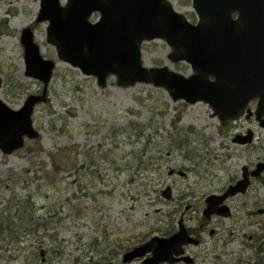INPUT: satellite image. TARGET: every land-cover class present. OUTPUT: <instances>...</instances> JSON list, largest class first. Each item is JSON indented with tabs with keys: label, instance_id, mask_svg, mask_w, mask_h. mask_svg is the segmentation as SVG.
I'll return each mask as SVG.
<instances>
[{
	"label": "rangeland",
	"instance_id": "obj_1",
	"mask_svg": "<svg viewBox=\"0 0 264 264\" xmlns=\"http://www.w3.org/2000/svg\"><path fill=\"white\" fill-rule=\"evenodd\" d=\"M170 1L196 21L189 0ZM38 8L39 0H0V98L18 109L42 90L25 75L23 28L30 27L42 57L54 63L46 102L32 114L38 138L0 152V180H8L0 187V216L17 213L19 228L0 237V264H140L142 258L123 263L122 247L167 237L180 218L200 239L185 247L191 264L253 263L250 245L256 238L264 245V172L250 178L245 193L226 199L228 218L205 220L202 210L207 195L264 162V131L252 118L221 125L208 104L172 102L151 84L122 88L110 77L99 88L93 76L57 58L46 42L47 22H35ZM141 50L146 67L190 72L188 64L169 61L161 40L144 42ZM247 129L253 144L232 141ZM57 148L72 158L68 169L53 168L49 154ZM167 186L169 199L161 194Z\"/></svg>",
	"mask_w": 264,
	"mask_h": 264
},
{
	"label": "water",
	"instance_id": "obj_2",
	"mask_svg": "<svg viewBox=\"0 0 264 264\" xmlns=\"http://www.w3.org/2000/svg\"><path fill=\"white\" fill-rule=\"evenodd\" d=\"M196 23H190L176 11L170 0H39L36 22H47L46 42L54 47L57 58L86 76H93L99 88L108 77L125 88L136 83L151 84L164 89L172 102L207 103L212 116L220 123L237 119L245 113L254 114L264 128V0H190ZM236 13V17L232 15ZM97 14L95 21H91ZM162 40L170 48L167 58L184 61L190 73L183 76L167 66L145 67L141 60V43ZM25 74L43 84L39 95H29L18 109L10 108L0 99V152L10 154L22 148L25 138L35 139L39 133L32 126L31 115L36 104L46 100V87L54 67L44 59L34 42L29 27L20 34ZM0 78V86H1ZM257 98L252 112L248 102ZM252 133L236 135L233 142L245 144ZM264 171L258 162L220 194L204 199L203 217H228L223 204L229 196L242 194L249 184V175ZM165 199L170 188L162 190ZM198 244L189 235L182 219L178 230L168 237L153 236L122 256L127 263L144 257L140 264H172L192 258L183 255L184 246ZM94 264H112L94 263Z\"/></svg>",
	"mask_w": 264,
	"mask_h": 264
},
{
	"label": "trees",
	"instance_id": "obj_3",
	"mask_svg": "<svg viewBox=\"0 0 264 264\" xmlns=\"http://www.w3.org/2000/svg\"><path fill=\"white\" fill-rule=\"evenodd\" d=\"M62 152L65 154V152L62 151L61 148H57L54 152L49 154L50 161L54 169H60V168L68 169L69 168V167H66V165H68L70 161H72V158L59 156L58 154L61 155ZM70 156H72V154H70ZM42 168L43 166H41V169ZM26 173L27 171L24 170L23 174H26ZM7 181H8L7 179L0 180V184L2 183L0 187H3ZM8 213L10 214V212ZM17 217H18L17 213H14L9 216H4V217L0 216V237L3 235L4 237H12V235L19 232V228L17 229L18 225L14 223V219H16ZM258 238L260 239L261 237H258ZM140 243H142V240H138V242L134 245H137ZM134 245L122 247L121 251L124 252L128 250L129 248L133 247ZM250 246H252L253 249L255 250L257 257L253 261V263H249V264H264V255H262V252H264L263 242L262 243L259 242V240L256 238L254 239L253 243Z\"/></svg>",
	"mask_w": 264,
	"mask_h": 264
},
{
	"label": "flooded vegetation",
	"instance_id": "obj_4",
	"mask_svg": "<svg viewBox=\"0 0 264 264\" xmlns=\"http://www.w3.org/2000/svg\"><path fill=\"white\" fill-rule=\"evenodd\" d=\"M251 102L256 103V99L252 100ZM249 118H252L253 121H255V123L258 125V122L254 119L253 116H250ZM249 118H248V119H249ZM260 118H261V119H264V115H262ZM258 126H259V125H258ZM261 129L264 131V128H261ZM248 130H249V129H247V130L244 131V132H239L238 134H245ZM235 134H237V133H235ZM251 144H253L252 139H251L250 141H248V142H247L246 144H244V145H245V146H250ZM194 233H196V232H194ZM193 235H194V234H193ZM194 236H196V235H194Z\"/></svg>",
	"mask_w": 264,
	"mask_h": 264
}]
</instances>
